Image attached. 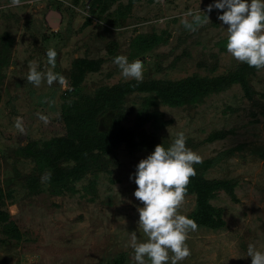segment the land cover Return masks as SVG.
Returning a JSON list of instances; mask_svg holds the SVG:
<instances>
[{
	"label": "rangeland",
	"instance_id": "rangeland-1",
	"mask_svg": "<svg viewBox=\"0 0 264 264\" xmlns=\"http://www.w3.org/2000/svg\"><path fill=\"white\" fill-rule=\"evenodd\" d=\"M212 2L23 0L14 7L0 0V264H134L125 247L128 232L146 237L137 224L143 205L129 176L151 152L121 145L81 163L63 158L50 164L46 148L66 136L75 104L136 81L120 75L116 55L145 62L148 81L217 77L246 64L227 52V25L217 19L223 10L206 11ZM189 8L201 9L209 21L186 29L181 20H191L184 16ZM50 47L57 52L54 71L67 87L26 82L28 62L45 68ZM83 58L101 60V68L75 84L74 63ZM250 69L253 99L239 83L177 107L132 93L99 119L97 133L108 126L105 119L120 114V126L166 147L182 131L201 158L193 165L198 174L225 184L209 199L217 224L188 232L190 255L178 264H251L247 245L264 250V68ZM17 116L23 133L14 127ZM46 173L50 178L42 180ZM186 189L178 211L194 220L196 196ZM10 223L19 237L6 232Z\"/></svg>",
	"mask_w": 264,
	"mask_h": 264
},
{
	"label": "clouds",
	"instance_id": "clouds-1",
	"mask_svg": "<svg viewBox=\"0 0 264 264\" xmlns=\"http://www.w3.org/2000/svg\"><path fill=\"white\" fill-rule=\"evenodd\" d=\"M23 0H11V6H19ZM213 9L223 10L217 19L227 25L225 48L231 56L249 67L264 68V0H213L207 5V12ZM200 13H204L202 17ZM191 20L182 19L185 28L195 31L207 23L205 12L191 8L184 13ZM46 66L38 68L36 61L28 62L26 82L34 87L42 81L51 86L56 82L62 88L67 87L66 78L55 72L57 52L54 48L45 50ZM113 63L119 68L124 79L140 82L144 79L146 64L141 59L129 61L124 55L113 57ZM45 124L48 117L36 113ZM23 118H15L14 127L24 132ZM200 156L186 146L185 134L176 133L171 144L165 147L157 144L154 150L136 165L134 174L129 179L137 187L133 196L142 202L138 206V229H142L146 239H139L137 232H128L126 248H131V260L134 264H178L190 255L186 243L189 231H194L197 224L193 219L181 214L178 207L184 199L189 178L195 175L194 164L200 162ZM50 178L46 173L41 179ZM171 253V255H170ZM246 256L251 264H264V250L254 243H249Z\"/></svg>",
	"mask_w": 264,
	"mask_h": 264
},
{
	"label": "trees",
	"instance_id": "trees-1",
	"mask_svg": "<svg viewBox=\"0 0 264 264\" xmlns=\"http://www.w3.org/2000/svg\"><path fill=\"white\" fill-rule=\"evenodd\" d=\"M133 2L134 0H131V4ZM101 64V60L84 58L76 60L72 76L74 83L82 80L87 73L99 71ZM250 73V67L247 64H242L229 74L217 77L194 76L176 82L142 80L106 88L95 100L74 105V115L67 119L68 132L66 136L54 140L51 147L46 148L45 158L50 161V164L63 158L81 163L92 156L95 151L110 152L121 145L129 150L143 149L152 152L157 144L163 143L156 138L139 139L134 130L120 126V114L105 119V123H108L106 129L98 133L95 132L100 122L99 119L107 113L108 106L120 104L126 96L132 93L147 94L148 101L151 100V96H155L173 107L183 106L193 103L202 94L228 88L234 83H239L246 97L253 99L255 91L249 78ZM222 136L216 135L215 138ZM53 167L58 168L56 165ZM224 185L221 181H210L201 177L195 168V175L189 178L186 186L196 196L197 211L193 218L197 226L210 228L217 224L219 214L209 203V199L214 190L223 188ZM6 232L11 237H19L20 233L14 223L6 225ZM1 243L3 240L0 237ZM109 264H123V260L117 259Z\"/></svg>",
	"mask_w": 264,
	"mask_h": 264
}]
</instances>
